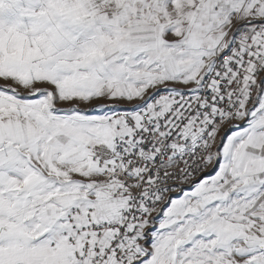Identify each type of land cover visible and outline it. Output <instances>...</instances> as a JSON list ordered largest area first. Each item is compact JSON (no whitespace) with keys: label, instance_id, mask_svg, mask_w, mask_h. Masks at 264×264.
Here are the masks:
<instances>
[{"label":"snow or ice","instance_id":"obj_1","mask_svg":"<svg viewBox=\"0 0 264 264\" xmlns=\"http://www.w3.org/2000/svg\"><path fill=\"white\" fill-rule=\"evenodd\" d=\"M0 264H264V0H0Z\"/></svg>","mask_w":264,"mask_h":264},{"label":"rangeland","instance_id":"obj_2","mask_svg":"<svg viewBox=\"0 0 264 264\" xmlns=\"http://www.w3.org/2000/svg\"><path fill=\"white\" fill-rule=\"evenodd\" d=\"M173 195H175V194H173Z\"/></svg>","mask_w":264,"mask_h":264}]
</instances>
